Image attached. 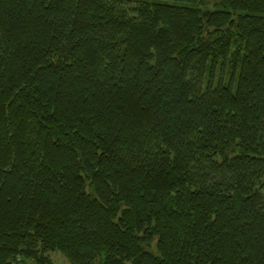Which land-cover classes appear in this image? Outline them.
Wrapping results in <instances>:
<instances>
[{"label":"trees","instance_id":"obj_1","mask_svg":"<svg viewBox=\"0 0 264 264\" xmlns=\"http://www.w3.org/2000/svg\"><path fill=\"white\" fill-rule=\"evenodd\" d=\"M206 2L0 0V264H264V0Z\"/></svg>","mask_w":264,"mask_h":264},{"label":"rangeland","instance_id":"obj_2","mask_svg":"<svg viewBox=\"0 0 264 264\" xmlns=\"http://www.w3.org/2000/svg\"><path fill=\"white\" fill-rule=\"evenodd\" d=\"M137 2H141V1H148V2H153V1H162L164 2V0H135ZM169 3H174L172 1H169ZM217 4H216V0H208V2L206 3H203V4H199L198 5V8L205 11V10H214V9H217ZM220 77V74L217 76V79ZM230 79V78H229ZM52 259L54 261V264H67L66 262L64 261H61L62 260V257L60 255V253H53L52 254ZM25 264V263H24ZM27 264V263H26Z\"/></svg>","mask_w":264,"mask_h":264}]
</instances>
